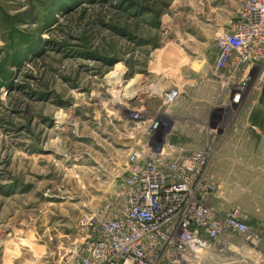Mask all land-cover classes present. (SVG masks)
<instances>
[{
  "label": "rangeland",
  "instance_id": "rangeland-1",
  "mask_svg": "<svg viewBox=\"0 0 264 264\" xmlns=\"http://www.w3.org/2000/svg\"><path fill=\"white\" fill-rule=\"evenodd\" d=\"M242 1L0 0V264L70 258L82 217L116 194L128 154L150 140L209 151L212 165L219 141L208 132L226 130L236 110H214L199 132L188 126L180 134L172 131L177 102L161 107L146 92L176 85L184 95L192 76L183 69L214 71L237 87L239 77L215 68V39ZM263 69L246 78V91L256 80L262 100ZM133 79L138 94L127 99ZM153 115L165 127L151 136L140 121ZM239 247L218 246L217 259L249 263Z\"/></svg>",
  "mask_w": 264,
  "mask_h": 264
},
{
  "label": "built area",
  "instance_id": "built-area-1",
  "mask_svg": "<svg viewBox=\"0 0 264 264\" xmlns=\"http://www.w3.org/2000/svg\"><path fill=\"white\" fill-rule=\"evenodd\" d=\"M216 47V70L231 79L243 75L233 91L239 102L246 78L264 67V0H243L229 27L216 31ZM181 94L177 87L162 89L161 107L176 104ZM140 123L151 136L165 127L157 115ZM209 154L167 140L160 148L150 140L133 149L121 187L82 217L76 252L61 264H204L223 235L264 243L241 208L221 214L206 203L217 188L207 174Z\"/></svg>",
  "mask_w": 264,
  "mask_h": 264
},
{
  "label": "crops",
  "instance_id": "crops-1",
  "mask_svg": "<svg viewBox=\"0 0 264 264\" xmlns=\"http://www.w3.org/2000/svg\"><path fill=\"white\" fill-rule=\"evenodd\" d=\"M215 49L217 54L216 39ZM182 72L185 77L190 75L192 78L187 80L184 95L177 86L182 94L174 109L178 121L172 126V131L180 129V134H183L184 129L189 126L194 132H199L201 129L196 126H203L202 120L214 110L222 109V113L227 110L237 112L236 117L228 123V127L223 128L226 130L219 133L208 132L212 141H219L212 153L218 158L212 160L213 163L207 172L208 178L216 183L218 191L211 194L206 203L216 207L221 214H226L232 207L241 208L248 213L249 224L264 236V99L260 98L258 83L253 80L241 100L235 102L233 93L235 86L231 87L228 81L225 83V80L220 79L214 71L208 73L209 70L206 69H183ZM238 77L240 81L243 75L240 74ZM161 91L160 87H152L146 92L147 97L155 98L153 101L159 102L161 106ZM186 117H189V120ZM193 117H197L196 120ZM213 126L212 130H218L216 124ZM256 189L263 190L258 192ZM218 202L223 206L216 204ZM237 237L249 241L245 235L226 234L221 237V247L223 245L226 248L230 245L239 247L240 244L233 243ZM249 243L247 244L249 247L244 245L238 248L249 259V263L246 264H264V243L258 245L251 241ZM217 251L212 254L215 259L212 258L208 264H231L229 260L217 259L219 256L215 253Z\"/></svg>",
  "mask_w": 264,
  "mask_h": 264
},
{
  "label": "bare ground",
  "instance_id": "bare-ground-1",
  "mask_svg": "<svg viewBox=\"0 0 264 264\" xmlns=\"http://www.w3.org/2000/svg\"><path fill=\"white\" fill-rule=\"evenodd\" d=\"M122 71H123L122 68L119 67L115 72H113L110 79H113V81L119 80L121 78ZM135 84H136L135 80L128 81L127 85L125 86L124 93H123L124 97H127V99H129L138 94V89L135 86Z\"/></svg>",
  "mask_w": 264,
  "mask_h": 264
}]
</instances>
